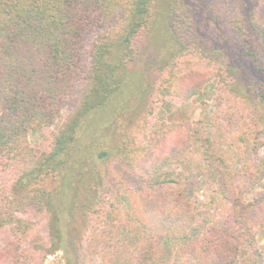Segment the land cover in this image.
Returning <instances> with one entry per match:
<instances>
[{
    "label": "trees",
    "instance_id": "obj_1",
    "mask_svg": "<svg viewBox=\"0 0 264 264\" xmlns=\"http://www.w3.org/2000/svg\"><path fill=\"white\" fill-rule=\"evenodd\" d=\"M263 134L264 0H0V264H249Z\"/></svg>",
    "mask_w": 264,
    "mask_h": 264
},
{
    "label": "rangeland",
    "instance_id": "obj_2",
    "mask_svg": "<svg viewBox=\"0 0 264 264\" xmlns=\"http://www.w3.org/2000/svg\"><path fill=\"white\" fill-rule=\"evenodd\" d=\"M203 97L194 98L189 102L187 113H185V117L190 119L191 121L201 120L205 125L211 124L212 112L213 108L211 106V98L213 97V93L210 89H207L203 92ZM161 117L168 118L170 113L167 111H163ZM175 120H182V117H175ZM55 126L53 130L56 128ZM49 131L36 132L30 134L29 141L33 149L36 153H40L44 150V135H48ZM141 143V142H140ZM139 143V144H140ZM252 165L259 166L261 172H258V180L254 184V190L252 193L244 195L243 199L245 202H249L252 200L253 195L256 192L264 190V134L262 136V144L260 145V149L257 150L251 156ZM257 217V216H256ZM255 241H256V249L250 248L247 254V261L249 264H264V228L255 227L254 228ZM42 264H68L67 256L62 251H56L54 253L49 254L43 260ZM84 264H95L92 262L85 261Z\"/></svg>",
    "mask_w": 264,
    "mask_h": 264
}]
</instances>
